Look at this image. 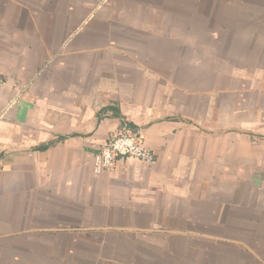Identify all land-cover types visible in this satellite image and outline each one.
Returning a JSON list of instances; mask_svg holds the SVG:
<instances>
[{"label": "crops", "instance_id": "0c3cea01", "mask_svg": "<svg viewBox=\"0 0 264 264\" xmlns=\"http://www.w3.org/2000/svg\"><path fill=\"white\" fill-rule=\"evenodd\" d=\"M0 264H264V0H0Z\"/></svg>", "mask_w": 264, "mask_h": 264}, {"label": "built area", "instance_id": "2783aa9c", "mask_svg": "<svg viewBox=\"0 0 264 264\" xmlns=\"http://www.w3.org/2000/svg\"><path fill=\"white\" fill-rule=\"evenodd\" d=\"M93 170L96 174L111 171L120 159H138L149 164L156 154L145 142L141 131L128 125L114 131L96 147Z\"/></svg>", "mask_w": 264, "mask_h": 264}, {"label": "water", "instance_id": "95a60500", "mask_svg": "<svg viewBox=\"0 0 264 264\" xmlns=\"http://www.w3.org/2000/svg\"><path fill=\"white\" fill-rule=\"evenodd\" d=\"M32 105L24 100H20L19 102V111L17 115V119L20 122H23L27 113V110L31 108ZM259 179V178H258Z\"/></svg>", "mask_w": 264, "mask_h": 264}]
</instances>
